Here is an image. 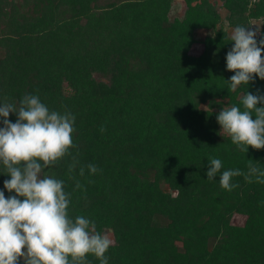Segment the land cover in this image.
Listing matches in <instances>:
<instances>
[{"label": "trees", "instance_id": "1", "mask_svg": "<svg viewBox=\"0 0 264 264\" xmlns=\"http://www.w3.org/2000/svg\"><path fill=\"white\" fill-rule=\"evenodd\" d=\"M178 1L0 0V104L36 95L75 117L71 155L45 173L64 182L70 217L112 232L108 264H264V184L245 179L250 162L264 171V149L239 151L217 120L264 95L258 76L230 92L226 61V25L260 21L264 39V0H182L173 17ZM210 158L244 173L239 187L209 181Z\"/></svg>", "mask_w": 264, "mask_h": 264}, {"label": "clouds", "instance_id": "2", "mask_svg": "<svg viewBox=\"0 0 264 264\" xmlns=\"http://www.w3.org/2000/svg\"><path fill=\"white\" fill-rule=\"evenodd\" d=\"M251 27L236 26L231 34L234 47L227 53L230 92L241 85L248 86L258 76L264 80V39L257 42ZM241 106H227L217 116L222 131L231 138L239 151L249 147L264 149V95L246 92ZM15 114V123L9 119ZM255 117V119L253 118ZM0 165L11 178L4 187L15 195L5 197L0 191V264H89L92 255L100 264H108L106 253L113 241L96 230L94 221L84 216L69 215L70 194L64 182L47 175L45 169L58 165L71 155L75 147V117L69 113L50 111L39 96L25 95L17 107L0 104ZM104 129L102 128L101 131ZM70 166L74 170L78 161ZM95 174L98 169L89 164ZM222 161L210 158L207 179L212 181L221 173ZM84 175V169H80ZM245 175L240 170H225L220 185L226 191L239 187L232 178ZM264 184V171L251 162L245 179ZM77 188L81 185L76 184Z\"/></svg>", "mask_w": 264, "mask_h": 264}, {"label": "rangeland", "instance_id": "3", "mask_svg": "<svg viewBox=\"0 0 264 264\" xmlns=\"http://www.w3.org/2000/svg\"><path fill=\"white\" fill-rule=\"evenodd\" d=\"M177 4L179 5L178 13H173V14H172L173 17H175V16H179V17L182 16V15L184 14L185 9H186V4H185L184 1H182V0H181V1H178ZM222 15H223V18H225L226 15H227V12H226V11H223ZM226 28H227V31H228L230 34H232L233 29H232L231 27H228L227 25H226ZM251 28H252V29H251L252 31H255V32L257 33V36H256V37H258L259 34H260V31H261V28H262V24H261L260 21H255V20H254V21H252ZM209 34H210V33H209L207 30H205V29H201V30L197 31L196 36H197V39H198V40L202 41V40H204ZM202 47H203V46L200 45V44H199V45H196V46L194 47V49H193V53H195V54H200V53L203 51V48H202ZM245 221H246L245 217L240 216V215H236V216L234 217V219H233V223H234L235 225H240V226L244 225ZM104 234H107V235L109 236L110 239L113 238V234H112L111 231H106Z\"/></svg>", "mask_w": 264, "mask_h": 264}]
</instances>
